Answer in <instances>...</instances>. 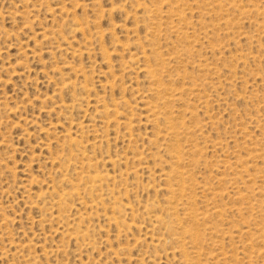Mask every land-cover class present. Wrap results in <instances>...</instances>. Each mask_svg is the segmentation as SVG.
I'll list each match as a JSON object with an SVG mask.
<instances>
[{"label": "rangeland", "instance_id": "1", "mask_svg": "<svg viewBox=\"0 0 264 264\" xmlns=\"http://www.w3.org/2000/svg\"><path fill=\"white\" fill-rule=\"evenodd\" d=\"M0 264H264V0H0Z\"/></svg>", "mask_w": 264, "mask_h": 264}, {"label": "bare ground", "instance_id": "2", "mask_svg": "<svg viewBox=\"0 0 264 264\" xmlns=\"http://www.w3.org/2000/svg\"><path fill=\"white\" fill-rule=\"evenodd\" d=\"M168 3V2H167ZM154 11V10H153ZM154 14V13H153ZM178 16V15H177ZM173 30V29H172ZM162 60V59H161ZM155 75V74H154ZM154 78V77H153ZM160 81V80H159ZM160 83V82H159ZM169 93V92H168ZM172 93H174V92H172ZM181 93V92H180ZM167 94V93H166ZM191 94V93H190ZM168 95V94H167ZM176 98V97H175ZM114 106V105H113ZM107 109V108H106ZM172 121V120H171ZM170 121V122H171ZM163 130V129H162ZM168 130H170V129H168ZM173 134V133H172ZM176 134V133H175ZM172 138V137H171ZM174 140V139H173ZM175 151H177V150H175ZM186 153V152H185ZM172 158H173V156H172ZM198 162V161H197ZM179 172V171H178ZM176 174V173H175ZM178 175V174H177ZM185 175V174H184ZM190 175V174H189ZM98 177V176H97ZM103 178V177H102ZM97 181V180H96ZM98 182V181H97ZM172 187V186H171ZM180 188V187H179ZM177 192H178V189H177ZM176 205H177V203H176ZM184 206V205H183ZM176 207V206H175ZM185 207V206H184ZM183 207V208H184ZM176 210V209H175ZM177 212V211H176ZM174 213V212H173ZM190 214H193V213H190ZM195 215V214H194ZM194 215H192L193 217H194ZM193 217H192V220H193ZM195 217H197V215H195ZM191 217H189L188 219H190ZM191 220V221H192ZM194 221V220H193ZM198 221V220H197ZM197 221H195L196 222V224H197ZM195 224V223H194ZM195 224V225H196ZM198 229V228H197ZM182 230H184V229H182ZM194 232H192V235H195V234H193ZM198 233V232H197ZM187 235H188V233H187ZM191 235V236H192ZM199 235V234H198ZM196 236H197V234H196ZM190 239V238H189ZM184 240V239H183ZM192 240V239H191ZM197 240V239H196ZM192 244H193V242H192ZM196 248V247H195ZM192 250H193V248H192ZM200 256V255H199Z\"/></svg>", "mask_w": 264, "mask_h": 264}]
</instances>
